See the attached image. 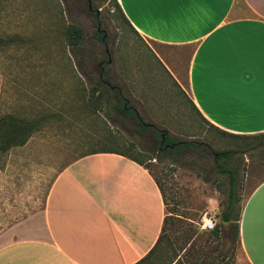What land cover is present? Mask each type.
Segmentation results:
<instances>
[{
	"label": "rangeland",
	"instance_id": "1",
	"mask_svg": "<svg viewBox=\"0 0 264 264\" xmlns=\"http://www.w3.org/2000/svg\"><path fill=\"white\" fill-rule=\"evenodd\" d=\"M118 0H0V117L16 114L41 122L40 132L23 147L0 152V248L27 237L23 222L42 218L46 198L56 177L77 160L108 150L128 153L145 161L162 183L167 215L194 224L201 237L191 243L208 249L227 246L233 229L222 222L230 176L215 159L216 152L240 151L238 188L243 206L264 179V145L260 140L231 137L198 116L183 87L169 78L150 47L133 31L118 8ZM80 27L84 38L73 49L66 28ZM24 39L26 41L24 42ZM186 60L187 52H177ZM120 88L136 122L102 103L104 89L94 93L102 72ZM107 79V78H106ZM100 98V99H99ZM112 98L117 100L116 92ZM165 131L182 142L203 147L181 154H160ZM134 146L133 148L131 146ZM205 216L220 227L221 240L205 239ZM173 219L176 225L177 219ZM180 226V223L178 222ZM214 229V230H215ZM183 228L172 226L171 242L181 246ZM199 236V237H198ZM155 255L151 264H160ZM150 264V263H149ZM236 264H248L239 251Z\"/></svg>",
	"mask_w": 264,
	"mask_h": 264
},
{
	"label": "crops",
	"instance_id": "2",
	"mask_svg": "<svg viewBox=\"0 0 264 264\" xmlns=\"http://www.w3.org/2000/svg\"><path fill=\"white\" fill-rule=\"evenodd\" d=\"M165 74L187 80L195 113L231 134L264 133V0H118ZM177 52H187L188 58ZM167 207L152 172L126 156H85L54 180L27 237L0 264H137L156 246ZM241 252L264 264V181L249 194Z\"/></svg>",
	"mask_w": 264,
	"mask_h": 264
},
{
	"label": "trees",
	"instance_id": "3",
	"mask_svg": "<svg viewBox=\"0 0 264 264\" xmlns=\"http://www.w3.org/2000/svg\"><path fill=\"white\" fill-rule=\"evenodd\" d=\"M118 8L124 17V19L129 24L125 14L119 4ZM130 25V24H129ZM70 40L73 49L80 46L83 38L84 32L83 30L76 26L71 25L68 30L66 28L65 36ZM20 39L14 38L7 42L5 39L0 37V49L4 47V44L12 45L13 43H17ZM26 39H24V42ZM109 73L103 71L102 72V81L99 83L94 84L93 92L96 93L101 89H104L102 92V100L107 107H109L110 115L112 116V112H115L114 109L120 110L121 113L124 115H128L132 118H136V122L139 125L144 126V130L150 128V124H144L140 119L137 118L134 108H127L122 106L125 103L123 99L122 92L120 88L115 86L112 83L110 78L108 79ZM107 78V79H106ZM116 92L117 100L112 98V93ZM100 99V98H99ZM126 104V103H125ZM206 121V120H205ZM41 122L37 119L25 118L21 117L16 114H9L0 117V152L7 153L10 150L18 147H23L27 145V143L34 137L35 134L40 132ZM219 129V128H217ZM156 135H161V145L159 147L160 154L150 160H157V162L162 161V155L164 154H172L178 153L181 154L185 149L189 151H194L195 149H199L201 147L204 148L206 152H211V148L206 144H199L195 141L190 142H182L174 139L172 136L165 133V131H160L154 129ZM223 133L230 135L231 137L241 138V139H256L260 140L264 137V133L255 134V135H240V134H231L222 130ZM260 144L256 147L263 146L264 140H260ZM134 147L133 145L131 146ZM98 153H114L128 157L129 159L137 162L138 164L146 167L149 169L159 188L162 192L165 205H167V197L162 186V183L159 181L157 176L153 173L149 166L146 165L145 161L141 160L139 157L135 155H131L128 153H122L119 151L108 150L103 152H96ZM240 151L234 150H227L223 152H216L215 159L219 163L220 161H224V164H220L221 169L224 173L230 176V189H229V196L227 200V204L225 209L222 213V222L224 224H228L233 229V237L227 246L219 245L216 249H208L206 246L196 243H191V240L195 235H199L200 238L206 236L205 234H199L197 230H195V226L193 223L184 221L180 218H175L170 216V212L166 215L164 220V225L162 228V233L158 239L156 246L150 252V254L144 258L141 262L137 264H151L155 255H158L160 264H236L237 257L239 251L242 249V240H241V221L243 217L244 207L243 206V199L240 196L239 188H238V171L240 169V164L237 157H240ZM264 181V179L262 180ZM261 181V182H262ZM260 182V183H261ZM177 219L180 223V226L173 223V219ZM172 226H177L183 228L184 236L183 243L181 246H177L176 243L171 242L170 237L168 236V232ZM198 236V237H199ZM223 236V232L220 227H217L215 230H212L209 236L206 237L205 241L206 244L209 243L211 239L216 241L221 240Z\"/></svg>",
	"mask_w": 264,
	"mask_h": 264
},
{
	"label": "built area",
	"instance_id": "4",
	"mask_svg": "<svg viewBox=\"0 0 264 264\" xmlns=\"http://www.w3.org/2000/svg\"><path fill=\"white\" fill-rule=\"evenodd\" d=\"M216 223L212 218L205 216L202 220V229L205 231H212L215 229Z\"/></svg>",
	"mask_w": 264,
	"mask_h": 264
}]
</instances>
